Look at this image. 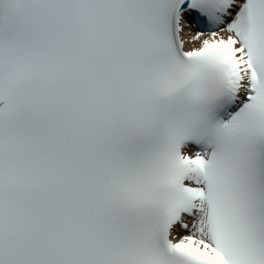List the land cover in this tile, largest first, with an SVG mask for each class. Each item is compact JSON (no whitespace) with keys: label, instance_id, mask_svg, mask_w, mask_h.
I'll use <instances>...</instances> for the list:
<instances>
[{"label":"snow or ice","instance_id":"6c2138e0","mask_svg":"<svg viewBox=\"0 0 264 264\" xmlns=\"http://www.w3.org/2000/svg\"><path fill=\"white\" fill-rule=\"evenodd\" d=\"M0 264H264V0H0Z\"/></svg>","mask_w":264,"mask_h":264}]
</instances>
